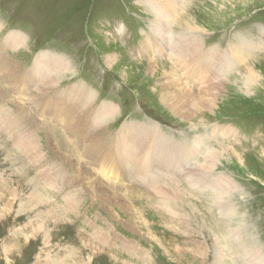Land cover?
I'll return each mask as SVG.
<instances>
[{"label":"rangeland","instance_id":"1","mask_svg":"<svg viewBox=\"0 0 264 264\" xmlns=\"http://www.w3.org/2000/svg\"><path fill=\"white\" fill-rule=\"evenodd\" d=\"M188 1L177 20L170 24L175 32L185 33L191 23L207 30L199 34L205 49L231 47L238 53L243 47L247 51V58L224 76L218 89V103L201 110L194 120L172 115L161 102V87L170 77L166 72L171 73L174 61L166 55L158 56L157 63L166 64L167 71L156 74L147 69L154 55L149 48L147 52L141 48L156 19L148 1L0 0V39L15 32L28 33L22 45L1 51L7 52L5 56L19 70L32 65L34 54L55 52L72 65L70 72L60 77V84H84L98 97L96 106L110 101L120 105L122 109L116 114L119 119L125 115L133 118L135 112V118L129 122L141 119L139 123L158 126L173 138L172 143L210 134L213 128L233 129L230 138L219 136L206 143L207 147L234 149L244 158L240 165L230 156L231 160H223L215 171L228 176L239 188L228 197L234 207L232 213L222 214L213 191L194 190L185 176L180 187L188 193L181 200L169 201V206L139 186L112 180L104 182L102 188L98 183L95 187L90 184V188L74 194L72 199L77 207L72 210V199L68 202V198L73 187L79 189L77 182L73 186V179L81 180L77 161L83 158L78 153L70 157L56 152L53 141L48 142V130L42 131L37 120L42 146L41 161L36 164L39 157L31 159L19 150L15 139L0 123V264H251L248 252L264 255V0ZM216 7L219 9L214 13ZM109 60L113 62L108 64ZM251 66L262 80L249 89L243 78ZM19 91L20 87L11 89L0 78V92L8 96L13 108H22L15 101L19 100ZM20 101L30 106L27 97ZM10 103L6 106L10 107ZM59 103L54 102L57 109L45 115L51 114L72 137L67 116L58 111ZM32 115L36 120V115ZM110 122L104 125L105 134H110ZM56 137L61 138V134ZM83 149L80 148L81 153L87 155ZM193 161L183 158L181 165L186 169L194 165ZM43 166L65 168L67 183L62 177L57 188L50 187L41 178ZM183 171L173 176L160 172L158 179L176 180ZM68 175L72 176L71 182ZM103 194L111 202L103 201ZM3 209L6 211L2 215ZM147 211L158 216L161 233L152 230L157 226L142 222ZM99 230L110 236L104 244L96 240ZM149 237H159L158 241L166 243L167 246L160 247L173 260ZM222 248L225 257H221Z\"/></svg>","mask_w":264,"mask_h":264},{"label":"bare ground","instance_id":"2","mask_svg":"<svg viewBox=\"0 0 264 264\" xmlns=\"http://www.w3.org/2000/svg\"><path fill=\"white\" fill-rule=\"evenodd\" d=\"M147 1L156 13V19L150 25L148 40L142 44L141 48L144 52L151 50V54L154 55L153 61L151 60L148 63L147 69L156 74L165 72L167 71V65L157 63L156 57L166 55L175 59L173 62L175 67H173L171 73L170 71L166 72V75L170 77H168L167 82H163L161 87V102L171 110L172 115L174 114L184 120H194L201 110L213 108L215 101L218 103L217 97L220 93L218 89L224 82V76L232 72L235 64L241 63L244 58H247V51L243 47L240 48L238 53L233 51L231 47L230 50H223L218 47L205 49L199 34L202 35L207 30L198 26L193 27L191 23L185 30L186 34L175 32L170 24L177 20L179 12L184 10L189 2L188 0H145V2ZM216 9L219 8L216 7L214 13H217ZM1 29L0 26V31ZM27 34L25 33V35ZM25 35L15 32L6 38L8 40L5 37L0 39L1 78L11 89L20 87V96L31 93L26 96L30 102L29 109H26L19 106L13 108L10 100L6 99L8 96L4 94L5 91L0 92V99H3V102L0 103V123L4 127L3 130L15 139L16 147L19 150L31 159L39 157L36 164H40V149L42 146L38 140L40 128L38 124V128L36 127L37 117L35 120L32 114L36 115V110L43 115L48 114L51 109H57L53 107V103L58 100L61 102L58 111H63L67 116L64 118L68 120V125L71 127L72 137L78 139L80 148H84L83 151L87 153V156L94 161H98L95 166L99 168L102 174H113L115 176L113 171L125 170L133 178L142 179L144 182L147 179L148 184L146 186L166 206L170 205L169 201L181 200L185 195L186 191L178 186L182 177L185 176L190 187L195 188L194 190L199 188L213 191L222 214L228 211L232 213L234 207L228 197L239 188L228 176L215 174V171L218 170V165H222L223 160L228 161L227 159H230V156H234L240 165L244 164V158L234 149L225 146L204 147L212 138L217 139L219 136L230 138L229 135L234 132L233 129L226 127L213 128L210 134L194 135V139L182 140L181 142L184 143L179 142V144L172 143L173 138L165 136V132L160 127L139 122L124 123L114 136L105 134L104 125L116 118L119 106L112 103H103L96 106L97 99L94 90L88 89L84 84H75L69 88L62 87V84L59 83L60 77L63 73L70 72L72 69L71 63L59 58L55 52L47 50L44 51L45 53L40 52L41 54L39 53L35 57L32 69L24 73L21 71V74L15 64L5 56L7 52L3 53L1 51L11 49L12 46L15 48L22 45L27 39ZM154 35L158 37L156 40ZM246 49L251 50L249 47ZM112 62V60H109L108 64ZM109 67L113 70L112 66ZM183 75L187 76L183 78ZM260 80L262 78L251 66L243 78V84L250 89ZM34 90L43 98H35L32 93ZM37 98L40 101H37ZM8 102L10 107L6 106ZM57 118L58 122H62L59 117ZM193 124L196 125L194 121ZM50 132H47L48 137ZM164 147H167V150ZM198 156L202 159L197 160L195 167L184 169L181 178L172 181H164L163 178L158 179L160 178V172L163 175L168 174L171 176L177 174L179 168L182 167L180 165L182 164L181 159H192ZM165 160H168L167 168L161 167ZM113 163L115 164L113 165ZM79 165L77 171L81 180L76 181L73 179V186L77 182L79 189L73 187L70 190L68 202L74 194L80 193L85 188H90V184L96 186L95 180L91 179L88 172L82 170ZM64 169L57 166L47 168L43 166L41 178L50 187L57 188V182L62 177L67 183V176L63 174ZM71 179L72 176L68 175L69 182H71ZM118 187L120 186L118 185ZM100 197L103 201L111 202L106 194ZM70 204L72 210L76 209L77 203L73 199ZM5 211L3 209L1 214L3 215ZM108 237L110 236L99 230L96 240L104 244ZM254 252H248V262L251 264H264V255ZM225 256L222 248L221 257Z\"/></svg>","mask_w":264,"mask_h":264}]
</instances>
